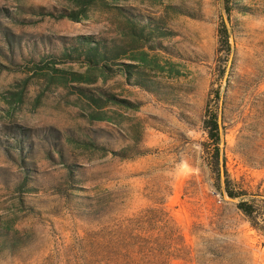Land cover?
Returning a JSON list of instances; mask_svg holds the SVG:
<instances>
[{"label":"rangeland","instance_id":"rangeland-1","mask_svg":"<svg viewBox=\"0 0 264 264\" xmlns=\"http://www.w3.org/2000/svg\"><path fill=\"white\" fill-rule=\"evenodd\" d=\"M231 1L246 11L227 20L224 0H0V228L23 239L0 264H88L98 258L87 257L86 234L99 239L157 208L188 251L172 264H264V236L235 208L254 201L264 227V0ZM221 18L231 52L220 80ZM150 22L163 30L151 33ZM80 36L116 48L105 67L61 58ZM123 64L150 86L134 85ZM209 101L220 106L225 170L240 198L220 195L206 165ZM90 202L94 224L80 220Z\"/></svg>","mask_w":264,"mask_h":264},{"label":"trees","instance_id":"trees-1","mask_svg":"<svg viewBox=\"0 0 264 264\" xmlns=\"http://www.w3.org/2000/svg\"><path fill=\"white\" fill-rule=\"evenodd\" d=\"M81 5L92 2L93 0H76ZM224 9L227 20L233 9L245 12L246 8L233 3L231 0H224ZM73 21H78L76 14L71 13L68 16ZM148 30L151 33H159L163 30L161 23L150 22ZM139 33L136 35L143 38L142 31L144 27H139ZM216 70L220 80L224 77L227 63L230 57L231 45L230 34L226 19L221 18L216 29ZM76 43L67 52L61 54V58L74 62L83 59L88 66V70H94L101 65L104 66L105 61L116 53V48L105 44L103 40H96L92 36L77 37ZM74 59V60H73ZM135 59H131L134 61ZM136 61V60H135ZM125 70H122L127 79L134 81V85L142 89H147L150 82L147 81L139 72L132 70V65L123 64ZM128 75V76H127ZM74 82H81L82 76L74 75ZM82 77V78H81ZM85 83L92 84L94 80L85 78ZM78 91L94 105H99L100 97L95 96L94 92L88 89L78 88ZM214 97L220 101V90L214 91ZM220 106L218 109L207 103L202 120L203 129L207 135V142L204 147L205 161L207 168L214 178L213 186L220 195H225L229 199L240 198L245 194L234 192L230 187L225 170V158L222 156V127L220 123ZM83 145L90 146L94 149L105 150L104 146H99L93 141H81ZM17 149V148H16ZM26 177V176H25ZM24 178L21 187L25 185ZM90 202L86 204L85 214L80 220L86 224L97 223L101 215L97 210V206ZM235 208L247 219L251 227L260 232L264 236V227L258 222L259 210L254 201H240ZM84 240L87 242V257H97V260L90 261L88 264H172L174 260H183L187 258L188 251L184 244V239L180 229L175 225L162 208L148 209L140 212L135 217L127 220L125 225L120 224L117 228L99 239H94L92 235L86 234ZM90 244V246H89ZM23 245V239L18 233H11L9 228H0V252L6 251L14 254L17 248ZM96 253L91 256L90 253Z\"/></svg>","mask_w":264,"mask_h":264}]
</instances>
